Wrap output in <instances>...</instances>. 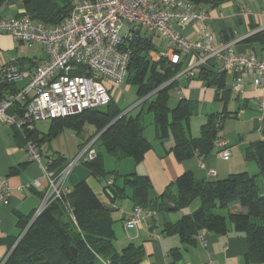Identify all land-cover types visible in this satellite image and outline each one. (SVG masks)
Here are the masks:
<instances>
[{
  "label": "trees",
  "instance_id": "16d2710c",
  "mask_svg": "<svg viewBox=\"0 0 264 264\" xmlns=\"http://www.w3.org/2000/svg\"><path fill=\"white\" fill-rule=\"evenodd\" d=\"M6 1L0 0V5ZM78 1L24 0V5L26 14L34 20L58 24L69 16ZM193 1L212 6L219 0ZM128 48L131 58L125 82L135 87L138 100L145 99L140 103L141 109L137 113L128 111L123 114L125 109H121L111 99L106 106L52 120L50 130L40 140L37 139L36 126L30 130L17 129L24 138V144L34 140L40 146V142L50 141L64 129L80 132L86 124H91L96 128L93 136L97 137L95 144L103 146L117 160L133 157L140 162L154 148L146 134L148 125L144 122L146 114H153L156 140L163 142L173 137L174 145L169 151L179 160L211 152L216 139L221 137L224 115L216 119L211 117L203 125L202 135L191 137L187 133V125L197 111V104L182 99L175 107L170 106L182 63L152 60L153 51L158 48L150 34L129 40ZM225 74L210 61L200 69L198 76L210 84L225 88ZM15 89L12 85H0V96ZM25 106L17 103L8 112L20 116ZM246 156L257 161L260 167L258 174L241 172L223 179L211 177L198 180L192 174L185 173L154 201L148 198L151 183L147 176L135 172L125 175L116 171L107 172L102 151L97 150L94 159L82 164L104 183L105 191L112 201L126 195L128 188L133 189L132 198L136 206L157 212L169 210L170 207L174 211H181L200 199L196 210L183 215L175 223H165L162 234L177 235L188 247L196 242L201 232L225 234L234 229L244 233L247 238V258L254 263H264V140L251 144ZM47 158L49 170L56 174L69 163L57 152ZM19 169L16 168L17 171ZM112 176L110 183L107 178ZM70 189L69 193L54 199L29 228L34 213L26 219L20 216V234L13 239L10 253L3 264H96L98 256L110 252H115L111 264H140L145 256L143 245L128 243L122 249L116 247L118 236L112 218L114 207L103 203L85 180L72 185ZM155 220L151 222L155 223ZM155 226L156 223L153 228ZM175 251L180 253L178 249Z\"/></svg>",
  "mask_w": 264,
  "mask_h": 264
},
{
  "label": "crops",
  "instance_id": "0c3cea01",
  "mask_svg": "<svg viewBox=\"0 0 264 264\" xmlns=\"http://www.w3.org/2000/svg\"><path fill=\"white\" fill-rule=\"evenodd\" d=\"M24 14H26L24 0H7L0 5V18H16ZM209 15L207 27L215 36L217 46L233 42L234 49L238 53H253L262 56L264 32L261 27L264 25V0H219L210 6ZM178 29L188 40L197 41L200 37L195 24L179 26ZM150 35L155 38L154 35ZM155 44L158 48L155 51L163 49V43L155 42ZM24 45L26 44L15 41L10 34L0 33V64L15 60L21 68L34 69L47 58L42 45L31 44L28 47ZM196 58V56H191L187 61L181 62L182 68L176 77L178 85L172 91L170 106L175 107L182 99L197 104V111L191 116L187 125V133L191 137H200L203 125L208 119L211 117L216 119L223 114L225 120L220 136L228 139L231 156L229 159H224L220 157L219 150L214 148L207 154H196L179 160L173 152L169 151L174 145L173 137L163 142L156 140L154 119L153 138L149 139L153 142L154 148L146 153L143 160L137 162L133 157H130L131 160L124 170H120L118 167L107 169L104 165L107 172L116 171L120 175L135 172L137 175L147 176L151 183V188L148 191L150 201L156 200L185 173L192 174L198 180H203L211 178L208 174L210 170H215L216 178L220 179L235 173L248 172L255 175L260 172L257 161L247 159L246 154L251 144L264 140V120L260 119L261 113L258 110L261 92L254 87L252 76L249 73L242 75L243 89L241 92H237L234 88V71L225 69L224 63L218 60H212V62L216 69L225 71V88H220L217 84H210L201 79L198 76L201 68L195 69L194 76H188L183 71L189 69ZM26 84H28V80H23L19 81L16 86L21 88ZM110 95L113 99L111 90ZM49 121V128L45 131L40 130L36 125L38 140L42 139L44 134L50 130L52 120ZM86 125L80 132L67 128L50 141L40 142L39 147L44 155L43 164L47 163V156L56 152L65 157L66 161H69V155L77 156L82 147L89 143L96 133L95 127L94 134H92L91 129L86 128ZM17 131V128L11 125L3 124L0 127V172L13 189L10 204L0 206V264L4 263L10 253L13 239L20 234L18 225L20 216L24 219L30 217L42 201L43 190L35 188L34 182L39 180L44 186L47 183L43 166L41 163L31 160L25 149L24 138ZM64 134L68 136L73 145H77L78 150L69 154L62 148H55L53 140ZM94 147L96 150L102 151L104 156L105 148L103 146L94 144ZM16 168L20 169L17 171ZM74 170L70 181H68L69 187L85 180L103 203L114 207L112 218L118 236L116 247L122 249L128 243L143 245L145 256L140 264H207L211 260L216 264H264L251 262L247 258V238L244 233L234 229L225 234L206 232L203 240L197 237L196 242L188 247L184 246L177 235L162 234L165 223H175L183 215L196 210L199 207L200 199H196L188 208L181 211H159L154 228V222H151L150 227L127 228L126 221L131 217L136 207L132 198L133 189L128 188L127 196L124 195L112 201L105 191L104 183L93 176L87 166L81 164ZM112 178L113 176L107 180L112 181ZM157 233L161 235L160 238L155 236ZM175 249H178L180 253L177 254ZM114 253L98 256L96 264H111V257Z\"/></svg>",
  "mask_w": 264,
  "mask_h": 264
},
{
  "label": "built area",
  "instance_id": "2783aa9c",
  "mask_svg": "<svg viewBox=\"0 0 264 264\" xmlns=\"http://www.w3.org/2000/svg\"><path fill=\"white\" fill-rule=\"evenodd\" d=\"M209 8L210 5L193 0H79L69 16L58 24L37 21L27 14L0 18V33H8L19 42L40 44L47 54L44 62L34 69L21 68L15 60L0 64V85L16 88L0 96V127L6 124L20 131L30 130L37 121L65 118L106 106L111 95L105 82L126 81L131 58L128 41L149 34L164 44L162 50L153 51L154 61L164 59L178 64L191 56L197 57L183 71L190 77L196 74L195 69L206 67L210 61H222L225 69L234 71V88L241 92L242 75L249 73L254 87L261 92L259 111L263 121L264 50L262 56H257L238 53L233 42L217 46L207 27ZM194 24L200 33L197 41L188 40L178 29ZM261 30L264 32V25ZM23 80H28V84L17 88V83ZM17 103L26 105L20 116L8 112ZM96 139L84 146L58 174L49 170L47 163L43 164L44 155L36 142L27 141L25 149L31 160L41 163L47 179L45 186L39 180L33 184L44 192L33 218L54 199L71 191L68 180L74 169L97 156ZM215 148L220 157L230 158L227 138L216 139ZM208 174L217 177L215 170ZM12 195L11 185L0 172V206L9 205ZM157 215L156 210L136 206L126 227H150ZM205 233L198 234V239L203 240ZM155 236L161 237L159 233ZM207 264L216 263L211 260Z\"/></svg>",
  "mask_w": 264,
  "mask_h": 264
},
{
  "label": "rangeland",
  "instance_id": "374dc122",
  "mask_svg": "<svg viewBox=\"0 0 264 264\" xmlns=\"http://www.w3.org/2000/svg\"><path fill=\"white\" fill-rule=\"evenodd\" d=\"M154 38V37H153ZM15 40V39H14ZM155 42L162 43V41L158 38H154ZM16 41V40H15ZM19 42V41H18ZM20 43V42H19ZM25 43L26 45L24 46H30L31 44L26 43V42H21ZM106 86L111 90L113 100L114 102L121 108L125 109V111H133L134 113H137L140 109V103L141 100H138L137 92L134 86L131 84L124 82L121 84H116L111 81H106ZM258 110H259V105H258ZM144 122L147 123L148 129H147V136L148 138L152 139L153 138V131H154V117L153 114H146L144 118ZM37 127L40 130H48L50 121L49 120H41L36 122ZM86 128H90L92 134H94V126L91 124H87ZM61 136L60 138H57L53 140L55 148H62L66 150L69 154L74 152L75 150H78V147L76 144L73 145L71 140L68 138V136ZM95 137L91 138L89 143L94 139ZM88 143H86L84 146H86ZM82 147V149L84 148ZM81 152V150L79 151ZM70 156V157H69ZM69 162H71L76 156L74 155H69ZM131 158H124L120 162L116 160L111 154H109L106 149H104V165H106L107 169H110L112 167H118L120 170H124ZM81 164H79L77 167H79ZM75 171V170H74ZM73 171V173H74ZM72 173V175H73ZM71 175V177H72ZM70 181V179L68 180Z\"/></svg>",
  "mask_w": 264,
  "mask_h": 264
},
{
  "label": "water",
  "instance_id": "95a60500",
  "mask_svg": "<svg viewBox=\"0 0 264 264\" xmlns=\"http://www.w3.org/2000/svg\"><path fill=\"white\" fill-rule=\"evenodd\" d=\"M125 113H126V111H125L123 114H125ZM123 114H122V115H123ZM122 115H121V116H122ZM109 126H110V125H109ZM166 202H167V204H169V201H168V200H166ZM169 210H172V208L170 207ZM34 219H35V218L32 219V221H31V223L29 224L28 228L30 227V225L32 224V222L34 221ZM28 228H27V229H28ZM27 229L25 230V232L27 231ZM25 232L21 235V237L25 234ZM21 237H20V238H21ZM19 240H20V239H19Z\"/></svg>",
  "mask_w": 264,
  "mask_h": 264
}]
</instances>
